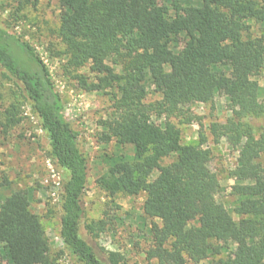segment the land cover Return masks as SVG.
I'll use <instances>...</instances> for the list:
<instances>
[{"label":"trees","instance_id":"1","mask_svg":"<svg viewBox=\"0 0 264 264\" xmlns=\"http://www.w3.org/2000/svg\"><path fill=\"white\" fill-rule=\"evenodd\" d=\"M183 7L160 0H62L57 54L72 69L86 67V92L111 96V113L99 122L97 141L132 147L131 159H106L95 185L108 197L144 195L149 219L146 264L199 263L232 246L231 258L212 264L264 262V103L254 71L264 73V0H200ZM258 26L257 34L253 27ZM180 38L182 45L178 47ZM0 69L36 115L47 135L49 157L67 173L62 186L59 237L80 264H125L116 251L97 256L78 232L87 182L79 133L66 119L49 71L33 48L0 27ZM152 92L159 99L146 102ZM227 100L229 115L212 121L208 134L238 151L229 176L234 220L217 197L222 191L209 168L206 137L181 144L178 124H189L194 104ZM7 125L17 124L6 111ZM160 120L156 125L153 119ZM172 119L177 120L174 123ZM170 159L166 164L164 160ZM107 222L85 226L92 238ZM0 264H52L39 217L23 191L0 204Z\"/></svg>","mask_w":264,"mask_h":264},{"label":"rangeland","instance_id":"2","mask_svg":"<svg viewBox=\"0 0 264 264\" xmlns=\"http://www.w3.org/2000/svg\"><path fill=\"white\" fill-rule=\"evenodd\" d=\"M170 1L160 0V3L169 6ZM179 3L183 7L201 4L200 0H179ZM62 12V0H0V27L26 42L43 61L62 100L65 117L79 133L78 147L85 158L87 172L81 199L83 213L79 220V236L97 256L102 255L103 250L116 251L123 255L125 264H146L143 253L147 249L151 221L142 213L144 195L108 197L95 185L96 178L105 171L107 158L131 159L133 150L129 145L120 146L115 142L101 144L97 141L101 131L99 122L111 113V96L84 91L83 82L91 79L87 68H68L66 59L57 56L64 50L57 36ZM257 30L258 26L253 27V34H257ZM181 41L182 38L178 47H181ZM252 79L260 87L258 100L264 103L263 71H254ZM157 99V94L149 92L145 101ZM190 109L193 121L178 124L181 144L196 145L201 135L206 137L204 147L209 148L211 153L209 168L217 176L222 189L217 201L236 221L238 217L233 212L235 200L228 193L230 186L235 184L229 172L237 165L238 151L224 139L214 145L208 134L210 122H222L229 115L227 100L218 95L212 104H194ZM7 110L14 113V119L19 120L17 124L7 125V116H10L6 114ZM153 121L156 125L160 122L155 118ZM172 121L177 123V120ZM169 161L166 159L162 164ZM66 180L67 173L49 157L47 135L41 130L36 115L13 84L3 78L0 69V204L13 191L20 190L26 194L30 210L39 217L44 228L52 264H80L65 253L59 237L61 194ZM100 219L107 222L105 231L98 238H92L85 226ZM214 245L220 251L219 256L187 264H212L219 258L232 257V246ZM151 264L157 262L152 261Z\"/></svg>","mask_w":264,"mask_h":264}]
</instances>
